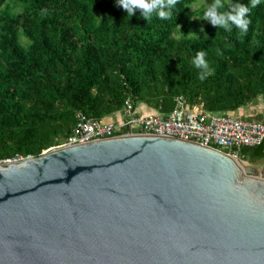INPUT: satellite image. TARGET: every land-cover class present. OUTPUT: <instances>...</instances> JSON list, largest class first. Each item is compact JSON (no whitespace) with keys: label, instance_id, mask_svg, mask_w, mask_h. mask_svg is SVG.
<instances>
[{"label":"water","instance_id":"water-1","mask_svg":"<svg viewBox=\"0 0 264 264\" xmlns=\"http://www.w3.org/2000/svg\"><path fill=\"white\" fill-rule=\"evenodd\" d=\"M0 264H264V164L147 133L0 161Z\"/></svg>","mask_w":264,"mask_h":264},{"label":"trees","instance_id":"trees-1","mask_svg":"<svg viewBox=\"0 0 264 264\" xmlns=\"http://www.w3.org/2000/svg\"><path fill=\"white\" fill-rule=\"evenodd\" d=\"M199 1L177 0L169 19L146 21L117 0H0V159L38 156L67 138L77 111L107 121L127 98L167 113L182 94L237 115L264 97V0L246 34L202 19L213 0L193 8ZM222 3L230 11L250 0ZM201 50L204 80L193 64ZM241 156L264 159V140Z\"/></svg>","mask_w":264,"mask_h":264},{"label":"built area","instance_id":"built-area-1","mask_svg":"<svg viewBox=\"0 0 264 264\" xmlns=\"http://www.w3.org/2000/svg\"><path fill=\"white\" fill-rule=\"evenodd\" d=\"M126 133L158 134L193 140L239 158L243 147L258 145L264 140V118L249 119L232 113L212 112L202 103H190L182 94L175 97L174 105L167 113H142L133 100L127 98L116 119L100 121L77 111L71 133L54 147ZM10 159L18 158L5 160Z\"/></svg>","mask_w":264,"mask_h":264},{"label":"clouds","instance_id":"clouds-1","mask_svg":"<svg viewBox=\"0 0 264 264\" xmlns=\"http://www.w3.org/2000/svg\"><path fill=\"white\" fill-rule=\"evenodd\" d=\"M177 0H117L118 6L127 12L126 17H132L135 9H141V15L147 21L155 12L160 19H169L171 17V8L176 5ZM260 0H250L249 5L236 3L230 11H221L224 8L222 0H213V2L204 11L202 19L208 20L213 26L231 31L235 26L246 34L248 32L251 20L248 18L250 8H255ZM206 53L201 50L197 52L193 59V64L197 69H201L199 78L204 80L211 74L208 62L205 60ZM244 118V117H243ZM250 119V118H249Z\"/></svg>","mask_w":264,"mask_h":264},{"label":"rangeland","instance_id":"rangeland-1","mask_svg":"<svg viewBox=\"0 0 264 264\" xmlns=\"http://www.w3.org/2000/svg\"><path fill=\"white\" fill-rule=\"evenodd\" d=\"M208 0H201L199 1L198 3L194 4L192 7L193 8H198L201 4L203 3H206ZM253 103H255L254 106L252 105H249L248 109H246L245 111H243L242 113L243 114H240V115H244V114H248L250 112L252 113H259L261 112V109L264 108V97H260L259 99H257L256 101H254ZM239 114V113H238ZM237 114V115H238ZM240 159H242L243 161H246L248 162L249 164L257 167L258 169H261V167L263 166L264 164V159H257L255 160L254 162L250 161L249 159L247 158H244L243 156H240L239 157Z\"/></svg>","mask_w":264,"mask_h":264},{"label":"crops","instance_id":"crops-1","mask_svg":"<svg viewBox=\"0 0 264 264\" xmlns=\"http://www.w3.org/2000/svg\"><path fill=\"white\" fill-rule=\"evenodd\" d=\"M252 106L255 105V103H252L251 104ZM249 107L246 106V107H241L238 111H237V114L241 117H244V118H254V119H263L264 118V108L261 109V112L259 113H248V114H244V115H240V114H243L242 112L245 111L246 109H248ZM142 113H147V112H152V111H155V110H152L150 107L142 104L139 108H138ZM121 113H114L110 118H108V120H112V119H116L120 116Z\"/></svg>","mask_w":264,"mask_h":264},{"label":"bare ground","instance_id":"bare-ground-1","mask_svg":"<svg viewBox=\"0 0 264 264\" xmlns=\"http://www.w3.org/2000/svg\"><path fill=\"white\" fill-rule=\"evenodd\" d=\"M237 162L241 164L242 167H246L247 165H251L249 164L248 162L246 161H243L242 159L240 158H236Z\"/></svg>","mask_w":264,"mask_h":264}]
</instances>
